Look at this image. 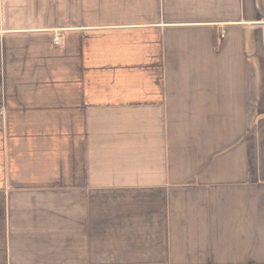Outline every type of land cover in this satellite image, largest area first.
Returning <instances> with one entry per match:
<instances>
[{
	"label": "crops",
	"instance_id": "crops-1",
	"mask_svg": "<svg viewBox=\"0 0 264 264\" xmlns=\"http://www.w3.org/2000/svg\"><path fill=\"white\" fill-rule=\"evenodd\" d=\"M0 264H264V0H0Z\"/></svg>",
	"mask_w": 264,
	"mask_h": 264
},
{
	"label": "built area",
	"instance_id": "built-area-1",
	"mask_svg": "<svg viewBox=\"0 0 264 264\" xmlns=\"http://www.w3.org/2000/svg\"><path fill=\"white\" fill-rule=\"evenodd\" d=\"M55 41H56V44H57V45H60V44H61V37H60V36H57V37L55 38Z\"/></svg>",
	"mask_w": 264,
	"mask_h": 264
}]
</instances>
